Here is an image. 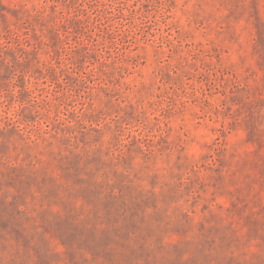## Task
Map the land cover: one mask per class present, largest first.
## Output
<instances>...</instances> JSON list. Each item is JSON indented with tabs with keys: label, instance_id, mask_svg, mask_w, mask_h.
Here are the masks:
<instances>
[{
	"label": "rangeland",
	"instance_id": "1",
	"mask_svg": "<svg viewBox=\"0 0 264 264\" xmlns=\"http://www.w3.org/2000/svg\"><path fill=\"white\" fill-rule=\"evenodd\" d=\"M0 264H264V0H0Z\"/></svg>",
	"mask_w": 264,
	"mask_h": 264
}]
</instances>
